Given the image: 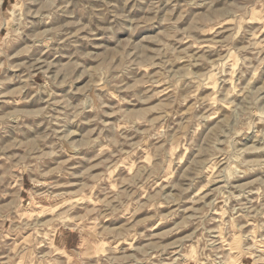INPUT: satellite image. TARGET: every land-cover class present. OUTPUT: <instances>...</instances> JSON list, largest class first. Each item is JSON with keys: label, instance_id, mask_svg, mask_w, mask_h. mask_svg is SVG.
Returning <instances> with one entry per match:
<instances>
[{"label": "rangeland", "instance_id": "rangeland-1", "mask_svg": "<svg viewBox=\"0 0 264 264\" xmlns=\"http://www.w3.org/2000/svg\"><path fill=\"white\" fill-rule=\"evenodd\" d=\"M0 264H264V0H2Z\"/></svg>", "mask_w": 264, "mask_h": 264}, {"label": "crops", "instance_id": "crops-1", "mask_svg": "<svg viewBox=\"0 0 264 264\" xmlns=\"http://www.w3.org/2000/svg\"><path fill=\"white\" fill-rule=\"evenodd\" d=\"M71 241H73V235L69 234L66 236L65 243L68 245V243L71 244Z\"/></svg>", "mask_w": 264, "mask_h": 264}, {"label": "bare ground", "instance_id": "bare-ground-1", "mask_svg": "<svg viewBox=\"0 0 264 264\" xmlns=\"http://www.w3.org/2000/svg\"><path fill=\"white\" fill-rule=\"evenodd\" d=\"M0 2H2V0H0ZM26 23V22H25ZM29 29V28H28ZM27 31H29V30H27ZM31 31H29V33H30ZM27 35V34H26Z\"/></svg>", "mask_w": 264, "mask_h": 264}]
</instances>
